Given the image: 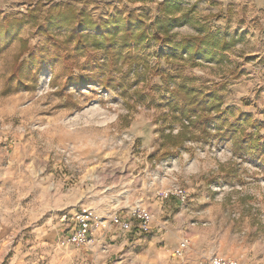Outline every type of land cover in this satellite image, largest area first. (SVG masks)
Listing matches in <instances>:
<instances>
[{
	"label": "rangeland",
	"instance_id": "rangeland-1",
	"mask_svg": "<svg viewBox=\"0 0 264 264\" xmlns=\"http://www.w3.org/2000/svg\"><path fill=\"white\" fill-rule=\"evenodd\" d=\"M196 1L201 16L218 14L210 22L213 32L228 33L238 41L225 62L198 59L192 64L188 55L185 62L166 61L163 53L172 47L152 42L140 51L151 72L140 69L139 78L127 67L113 73L122 84L118 91L94 84L61 92L65 65L57 64L42 71L35 88L3 95L20 44L15 41L7 49L0 45V201L14 203L10 217L1 210L0 217L8 216L13 230H26L24 219L36 214L33 209L40 206L42 191L58 198L81 191L92 210L96 205L112 209L110 222L103 220L94 234L106 231L118 240L132 235L131 245L110 264H209L214 256L264 264V167L235 157L230 143L216 140L186 142L174 154L163 155L164 135L172 123L163 122L168 96L151 94V87L164 85L163 77L155 74L158 67L175 77H195L199 87L221 91L226 107L264 123V0L182 3L187 7ZM55 3H70L96 20L136 11L154 22L160 15L159 5L151 0H0V21L22 18L44 5L42 20ZM175 32L178 40L196 34L190 26ZM22 36L36 53L47 45L35 27L26 26ZM85 63L86 58L78 59L74 72L79 74ZM55 75L59 77L54 82ZM139 93L149 98L142 101ZM172 129L177 134L180 125ZM175 189L188 195L185 205L171 195ZM29 191L32 195L25 197ZM84 203L76 213L88 211ZM136 207L148 212L149 230L139 227L133 216ZM54 215L46 213L39 223ZM116 217L130 229L117 226ZM55 218L63 234L57 246L74 245L67 235L69 219H60V212ZM0 230L6 232L5 227ZM183 238L190 239L191 246L178 258L175 251Z\"/></svg>",
	"mask_w": 264,
	"mask_h": 264
},
{
	"label": "trees",
	"instance_id": "trees-1",
	"mask_svg": "<svg viewBox=\"0 0 264 264\" xmlns=\"http://www.w3.org/2000/svg\"><path fill=\"white\" fill-rule=\"evenodd\" d=\"M151 1L160 7V15L154 22L136 11L96 20L70 3H55L48 7L42 20L39 13L44 5H38L22 18L0 21L2 48H9L15 41L20 44L11 74L3 86V95L35 88L42 71L57 64L65 65L66 81L61 92L70 87L94 84L106 91H118L122 84L113 73L127 67L139 78L143 76L140 69L151 72L147 58L140 51L152 42L172 47V51L163 53L166 61L185 62L184 55H188L187 62L192 64L198 59L222 64L226 54L238 42L228 33L212 31L210 22L218 14L201 16L197 11L198 1L187 7L182 0ZM26 26L37 28L38 33L46 38L47 45L38 48L37 53L29 39L22 36ZM184 26L192 27L196 34L178 40L180 35L175 30ZM97 54H102L103 58L93 56ZM80 58H86V63L76 74L73 66ZM155 74L163 77L164 85L151 87V94L168 96L165 100L168 114L164 115L163 122L172 123L170 133L164 135L163 155L174 154L186 142L216 140L230 143L235 157L264 167L263 122L235 107H226L221 91L199 87L195 77L182 73L175 77L165 74L160 67ZM58 77L55 75L53 81ZM139 94L142 101L149 98ZM175 125H180L177 134H173Z\"/></svg>",
	"mask_w": 264,
	"mask_h": 264
},
{
	"label": "crops",
	"instance_id": "crops-1",
	"mask_svg": "<svg viewBox=\"0 0 264 264\" xmlns=\"http://www.w3.org/2000/svg\"><path fill=\"white\" fill-rule=\"evenodd\" d=\"M33 191L25 192V197L31 196ZM83 200L84 207H87L85 195L81 191L67 198H58L56 194L52 196L46 191H42L37 200L40 206L36 210V206L34 207L35 215L27 216L24 219L27 220L28 227L22 232L10 227L11 220L8 218V213L14 206L13 201L7 199L0 201V210L6 211L8 215L7 218L0 217V226L6 229V232L0 230V264H41L42 260H46L47 264H110L115 256L121 254L131 245L132 235H125L124 238L119 235L121 240H118L119 237L109 238L108 233L102 231L97 235L94 234L93 241L88 247L80 248L75 245L58 247L56 244L63 234L57 228L59 223L56 222L55 215L60 212V219L62 218L63 221L69 219L70 227L67 229L69 236L73 229V217ZM87 208L90 217L97 223L103 220L107 224L110 222L113 215L112 209L107 206L98 208L97 205L95 208L98 211L92 210L91 207ZM46 213L55 215L49 216L46 221L44 220L40 224L39 221ZM98 229L95 233H98ZM108 239L112 242L109 245H107ZM113 240L118 241L114 242ZM88 250H91V253L87 252Z\"/></svg>",
	"mask_w": 264,
	"mask_h": 264
},
{
	"label": "built area",
	"instance_id": "built-area-1",
	"mask_svg": "<svg viewBox=\"0 0 264 264\" xmlns=\"http://www.w3.org/2000/svg\"><path fill=\"white\" fill-rule=\"evenodd\" d=\"M172 196L180 202L181 205H185L188 200V195L182 189H175ZM134 218L139 222V227L143 230H149L148 223L150 216L147 211L136 207L133 211ZM73 229L69 234V241L77 246H88L93 241L95 231L101 226L102 221L96 223L91 217L90 213L86 210H80L73 217ZM116 225H120L123 229H130V224L127 221H121L117 217L114 219ZM191 246V240L183 238L179 244L178 249L175 251V255L178 258L183 257L184 253ZM209 264H241L235 259H223L218 256H214L210 259Z\"/></svg>",
	"mask_w": 264,
	"mask_h": 264
}]
</instances>
